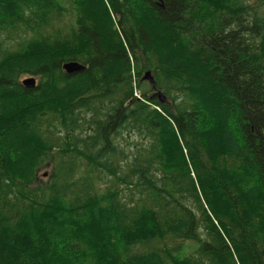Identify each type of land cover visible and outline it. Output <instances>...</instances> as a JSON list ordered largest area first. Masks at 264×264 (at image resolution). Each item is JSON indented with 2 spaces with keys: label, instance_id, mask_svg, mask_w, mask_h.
I'll list each match as a JSON object with an SVG mask.
<instances>
[{
  "label": "trees",
  "instance_id": "trees-1",
  "mask_svg": "<svg viewBox=\"0 0 264 264\" xmlns=\"http://www.w3.org/2000/svg\"><path fill=\"white\" fill-rule=\"evenodd\" d=\"M0 264H264V0H0Z\"/></svg>",
  "mask_w": 264,
  "mask_h": 264
},
{
  "label": "water",
  "instance_id": "water-1",
  "mask_svg": "<svg viewBox=\"0 0 264 264\" xmlns=\"http://www.w3.org/2000/svg\"><path fill=\"white\" fill-rule=\"evenodd\" d=\"M66 67L72 72L77 71V70H84L85 66L81 63H70L67 64ZM144 79H148L151 83L154 82V79L151 75V72L148 71L145 76ZM22 84L26 87V88H34L37 85V79L34 76H28L26 78H24L22 80ZM159 99L161 102L165 101V97L162 94H159ZM47 175V174H45Z\"/></svg>",
  "mask_w": 264,
  "mask_h": 264
},
{
  "label": "rangeland",
  "instance_id": "rangeland-1",
  "mask_svg": "<svg viewBox=\"0 0 264 264\" xmlns=\"http://www.w3.org/2000/svg\"><path fill=\"white\" fill-rule=\"evenodd\" d=\"M28 76H30V75L25 74L24 77L22 78V80H23L24 78L28 77ZM208 126H209V125H208ZM41 167H42V168L40 169V171H41V172H40V176H41V178H42V177H46L48 174H47L46 176H44V172H46L47 170L51 171V169H50L48 166H46V164H44V165L41 166Z\"/></svg>",
  "mask_w": 264,
  "mask_h": 264
},
{
  "label": "bare ground",
  "instance_id": "bare-ground-1",
  "mask_svg": "<svg viewBox=\"0 0 264 264\" xmlns=\"http://www.w3.org/2000/svg\"><path fill=\"white\" fill-rule=\"evenodd\" d=\"M51 4H52V3H51ZM51 4H50V5H51ZM53 6H54V5H53ZM53 6H52V7H53ZM44 9H45V8H44ZM49 10H50V9H49ZM47 11H48V9H47ZM4 18H5V17H4ZM2 19H3V18H2ZM70 63H76V62H75V61H71V62H67V63L64 64V69H65L68 73H72V72H73V71L71 72V71L66 67V65H67V64H70ZM77 63H78V62H77ZM77 71H78V70H77ZM147 72H148V71H147ZM147 72H146V73H147ZM146 73H145V74H146ZM145 74H144V76H145ZM151 75H152V74H151ZM152 77H153V76H152ZM143 78H144V77H143ZM209 105H210V104H209ZM29 124H30V123H29ZM25 129H26V127H25ZM28 139H29V141H31L30 138H28ZM45 174H46V173H45ZM45 176H46V175H45Z\"/></svg>",
  "mask_w": 264,
  "mask_h": 264
}]
</instances>
